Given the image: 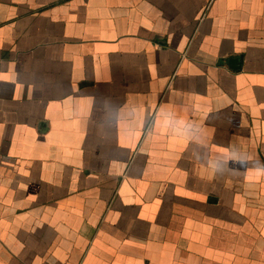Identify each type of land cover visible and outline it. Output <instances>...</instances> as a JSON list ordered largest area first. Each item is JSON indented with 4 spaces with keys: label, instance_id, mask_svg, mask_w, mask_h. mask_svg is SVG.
Returning a JSON list of instances; mask_svg holds the SVG:
<instances>
[{
    "label": "crops",
    "instance_id": "1",
    "mask_svg": "<svg viewBox=\"0 0 264 264\" xmlns=\"http://www.w3.org/2000/svg\"><path fill=\"white\" fill-rule=\"evenodd\" d=\"M0 264H264V0H0Z\"/></svg>",
    "mask_w": 264,
    "mask_h": 264
}]
</instances>
